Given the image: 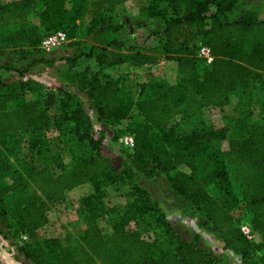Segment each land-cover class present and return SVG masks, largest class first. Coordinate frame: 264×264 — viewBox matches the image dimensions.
Returning <instances> with one entry per match:
<instances>
[{
	"label": "trees",
	"instance_id": "trees-1",
	"mask_svg": "<svg viewBox=\"0 0 264 264\" xmlns=\"http://www.w3.org/2000/svg\"><path fill=\"white\" fill-rule=\"evenodd\" d=\"M126 1L90 0L82 8L83 0H43L42 14H38L40 25L24 23L6 35L4 31L0 34V58L6 48L20 59L22 52L32 51L34 56H40L34 59V67H53L58 59L41 47L44 36L62 29L72 39L67 45L75 46L79 44L76 19L89 14L86 36L92 44L86 50L87 44L83 43L76 55L65 57L69 65L67 81L89 96L98 120L110 123L126 107L119 80L107 75L101 78L89 61L94 59L110 68L122 64L151 66L163 56L175 60L177 83L154 80L142 85L135 101L141 120L130 123L135 146L126 151L130 152L128 157L138 161L147 177L166 174L177 205L186 213L200 212L201 227L218 237L225 249L240 256L243 264H263L264 111L257 106L260 101L255 92L264 88V20L253 8L262 4V9L264 4L257 0H149L144 15L138 19L139 27L147 29L149 35L139 44L109 38V34L123 29L113 15ZM230 14H236V18L225 19ZM151 37L159 39L160 49H155L159 51L145 46ZM197 38L210 47L212 63L197 55ZM83 62L84 67L75 68ZM200 62L205 64L203 69ZM3 85L12 87V91L0 95V235L15 239L17 251L26 261L219 264L220 259L197 241L172 233L147 185L129 179L130 170L116 166L102 153L103 139L95 137L91 115L80 104H70L73 94L68 87H57L35 101L10 108L13 96L19 99L25 91L39 93L44 85L24 77ZM234 92L246 105L255 103L257 110L251 106V111L237 117L226 116V125L219 130L200 117L208 106L230 105ZM59 105L63 106L61 118L75 120V132L91 154L70 167L59 158L37 167L24 156V139L29 140L30 148H35L41 134L53 126L49 110ZM177 115L182 117L174 122ZM79 127H85L84 131ZM223 139L228 140L227 151L213 145L215 140ZM232 173L240 184V196L233 190ZM7 179L11 183L6 184ZM212 182L222 191L218 197L208 191ZM85 183H93L94 191L80 200L79 213L85 224L81 234L68 244L57 237H41L40 230L50 221L49 210L65 199L67 190ZM114 183L130 184L123 191L127 200L124 212L106 206L108 187ZM238 210L246 211L253 234L260 237L258 241L243 233V222L234 215ZM131 222H135L134 228H129ZM106 225L112 228L109 236L104 234ZM150 233L154 240L149 238ZM163 234L171 238L166 248L155 241ZM23 235H28V241ZM157 249L161 253L155 257Z\"/></svg>",
	"mask_w": 264,
	"mask_h": 264
},
{
	"label": "rangeland",
	"instance_id": "rangeland-1",
	"mask_svg": "<svg viewBox=\"0 0 264 264\" xmlns=\"http://www.w3.org/2000/svg\"><path fill=\"white\" fill-rule=\"evenodd\" d=\"M41 1L43 0H0V34L3 32L8 34L14 27H18L21 24H37L40 25L41 21L38 14H42L43 7L41 6ZM84 3L81 5L87 6L90 0H83ZM259 3L264 1L257 0ZM14 3V4H13ZM80 5L79 3H74ZM149 4V3H148ZM145 4V0H130L122 8L114 13L113 17L116 23L123 25V29L114 34H109L110 39H119L127 41L129 43H139L143 37L148 36V31L142 26L139 27L138 19L144 15L139 14L140 7L149 6ZM262 4H260L261 6ZM71 6V5H70ZM258 6L253 8L259 19L264 20V7ZM166 7V5H164ZM256 9H260L257 11ZM143 10V9H142ZM139 14V15H138ZM89 14L85 13L80 19H76L78 24L77 28V43L75 46L70 44L61 45L52 51H46L52 56L58 59V62L53 66L49 67L43 64L34 67V59H39L40 56H34L33 52H22L21 59L18 58L17 54L12 52L11 48H6V54L0 58V95L3 93H11L12 87H5L3 84L19 79V77L34 78L43 81V91L39 93H34L31 91H25L22 96L18 99L13 96V99L8 103V107L13 108L22 104L24 102L35 101L42 97L45 93L50 91H55L57 87H68V89L73 94V101L70 102L71 105L76 106L80 104L86 111L91 115L93 119L95 137H101L103 139L102 143V153L108 156L112 162L120 167L121 169H128L131 171V177L133 180H138L147 185V187L152 191L154 198L159 202L160 208L165 213V218L168 223H170L174 233L180 236L182 239L187 241H197L199 246L206 248L211 251L215 257L220 259L219 264H243L240 256L234 254L232 251L224 248V243L216 237L213 233L209 232L207 229L201 227V214L198 211L191 213L184 212L179 205H177L176 197L171 193L166 174L157 173L153 177H147L144 175V169L135 161L131 156L128 157L130 152L128 147L123 143V138L126 135L134 134L130 130V123L134 121H140L141 118L138 115L137 108L135 106V101L139 98L142 85L144 83H149L151 81L166 80L172 84H175L179 80L178 76V66L175 60L168 59L165 56L154 65L146 67H132L128 64L117 65L110 68H105L104 66L98 64L97 61L92 59L89 61L93 68V72L100 74L101 78L104 76L113 77L118 79L120 83L121 100L126 105L122 114L113 123L98 120L96 111L92 107V101L88 95L83 93L80 89L68 84L67 81V70L69 65L66 62L65 57L76 55L83 48V42L87 44L86 50L89 44H92L90 37L86 36ZM236 14H230L225 17V19H235ZM52 23V18L49 20ZM64 25V24H61ZM160 25V24H159ZM196 43H200V39L197 38ZM145 46L153 52L159 51L155 49H160L159 39L151 37ZM110 50L114 47L109 48ZM26 50V49H25ZM84 62L79 63L75 68H82ZM200 69L205 67L203 62L199 63ZM39 80V81H40ZM255 98L259 99L260 103L257 106L264 111V88H259L255 92ZM76 103V104H72ZM252 106L253 111L257 108ZM246 105L241 101L237 93L231 94V104L225 107H215L208 106L203 112L202 116L205 121L212 125L215 129H221L226 125L225 117L232 115L237 117L244 111H251V106ZM256 107V108H255ZM257 110V109H256ZM63 106L59 105L57 109H50L49 114L52 117L53 126L51 129L44 131L36 141L35 148H30V142L25 137V149L23 151L26 159L33 162L37 167H42L47 162L56 160V158L61 159L68 167H70L78 159L85 158L91 154V149L86 146V144L80 140L78 134H76L75 129L77 123L74 119H63L62 117ZM62 114V115H61ZM264 115V113H263ZM182 116L177 115L174 118V122L180 120ZM81 131H84L85 127H79ZM215 148L227 151L228 140H215L213 143ZM190 167V166H189ZM183 168L186 169L185 166ZM188 169V167H187ZM189 170V169H188ZM233 190L237 195H241V187L239 182L234 179V174L232 173ZM5 183H11V179L5 180ZM132 185V184H131ZM130 184H112L108 187V193L105 200L106 206L111 208H117L119 211L124 212L127 200L126 196L123 194L124 189L128 190ZM29 190L32 191L30 188ZM94 191L93 183H85L83 185L77 186L75 188L66 191L65 199L56 203L48 212L49 223L40 230L41 237H57L62 240L64 244H68L71 239H75L79 236L85 227L83 219L79 213L80 200L91 194ZM209 193L218 197L222 194L219 185L216 182H212L208 186ZM235 217H239L243 222L242 225H249L251 222L246 211H236ZM135 222L129 224V228H134ZM112 233L111 226L104 227V234L109 236ZM153 233V232H151ZM148 234L149 238L154 240L153 234ZM156 233V232H155ZM254 233V232H253ZM253 239L259 240L260 237L256 233ZM198 238V239H197ZM171 240L170 237L164 234L157 238L155 241L162 242V247H168V242ZM1 248L10 251L12 254L15 252V264H31L26 261L22 256L19 255L16 246V240L12 238H5L4 235H0ZM264 245V244H263ZM1 250V249H0ZM161 250L157 249L154 253L155 257H158ZM260 256L264 258V249L260 251ZM0 264H3L0 260ZM264 264V263H263Z\"/></svg>",
	"mask_w": 264,
	"mask_h": 264
},
{
	"label": "built area",
	"instance_id": "built-area-1",
	"mask_svg": "<svg viewBox=\"0 0 264 264\" xmlns=\"http://www.w3.org/2000/svg\"><path fill=\"white\" fill-rule=\"evenodd\" d=\"M72 41L69 37V34L65 30H57L51 33H48L42 39L41 47L46 51H52L53 49L68 44ZM197 55L204 59L207 63H212L214 60V55L211 52V49L206 44L200 43L197 49ZM123 143L128 150L132 149L135 146V138L132 135H126L123 138ZM241 229L243 233L250 239L254 237L252 229L249 225H242ZM25 241H28V235H23L22 237Z\"/></svg>",
	"mask_w": 264,
	"mask_h": 264
},
{
	"label": "crops",
	"instance_id": "crops-1",
	"mask_svg": "<svg viewBox=\"0 0 264 264\" xmlns=\"http://www.w3.org/2000/svg\"><path fill=\"white\" fill-rule=\"evenodd\" d=\"M130 1V0H128ZM128 1H126L125 3H123L122 5H125L126 3H128ZM138 1H142V0H138ZM149 3V0H145V4H148ZM144 7H140V10H139V14H142ZM138 14V15H139ZM147 30V29H146ZM76 40H78V38H76ZM92 41V40H90ZM84 43V42H83ZM84 46V45H83ZM58 62V61H57ZM56 62V63H57ZM122 65H125V64H122ZM38 80H40L39 78H37ZM41 82H43L42 80H40ZM15 255L16 253L14 252L13 254L10 252V251H7L6 249L1 248L0 250V260L2 261L3 264H15L14 261H16L15 259Z\"/></svg>",
	"mask_w": 264,
	"mask_h": 264
}]
</instances>
